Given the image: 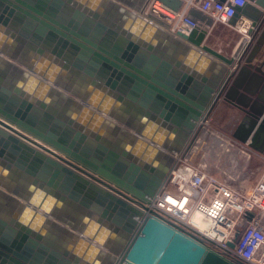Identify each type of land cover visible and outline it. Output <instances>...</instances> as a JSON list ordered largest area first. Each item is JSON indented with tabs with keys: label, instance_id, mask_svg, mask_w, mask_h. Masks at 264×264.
<instances>
[{
	"label": "water",
	"instance_id": "water-1",
	"mask_svg": "<svg viewBox=\"0 0 264 264\" xmlns=\"http://www.w3.org/2000/svg\"><path fill=\"white\" fill-rule=\"evenodd\" d=\"M110 1L0 0V26L14 39L36 45L46 58L55 57L63 70L84 72L118 102L137 105L148 120L181 142L197 138L221 99L248 97L249 102L237 106L245 116L234 137L264 151V73L252 64L264 47V0H249L230 20L231 26L242 17L251 24L233 59L204 43L213 21L192 9L189 17L199 26L189 35L177 33L191 45L184 48L188 58L179 60L164 58L155 48V39L170 26L152 13L145 14L150 0H120L133 8L122 11L126 23L106 18L111 16L110 8H117ZM160 1L175 12L182 4ZM237 58L236 68L229 72ZM208 68L219 71L217 80L202 75ZM38 77V85L51 92V85L58 84L51 75ZM43 94L39 87L0 85V165L25 172L46 195L82 206L98 224L117 234L118 244L111 248L99 232L79 231L66 234L77 244L71 251L52 250L42 233L49 226L62 229L53 222L52 203L44 198L11 200L28 213L0 215V264H100L102 260L104 264H240L133 204L153 198L172 168L158 171L151 166L154 154L162 158L174 153L165 137L137 130L134 137L141 141L140 152L119 154L98 132L111 124L112 107L91 103L92 112L80 122L55 120L41 101ZM83 103V109L90 106Z\"/></svg>",
	"mask_w": 264,
	"mask_h": 264
},
{
	"label": "crops",
	"instance_id": "crops-1",
	"mask_svg": "<svg viewBox=\"0 0 264 264\" xmlns=\"http://www.w3.org/2000/svg\"><path fill=\"white\" fill-rule=\"evenodd\" d=\"M110 2L114 6H117V8H110L107 13L108 15L111 14V16L106 18L112 21L114 20L113 22L115 23H120L122 21L126 23L128 19L123 17L122 11L126 10L128 12H133L131 4L120 0H111ZM243 23H241L240 26ZM222 27L226 28L217 25L215 28L209 30L204 43H208L210 37L212 38L213 36L217 38L216 40H221L224 36L221 38L222 35H216L215 32L216 29L218 30ZM6 30L5 27L0 26V51H2L0 54V85L9 89L39 87L40 93H44L41 101L45 103L49 113L54 116L55 120H72L80 122V118H87L92 112L91 103H99L104 105V107H112L114 116L110 119L111 124L102 129V131L100 127L98 132L105 141V144L115 152L119 154L124 152L135 154V152H137L138 154L142 145L140 140L135 141L134 136H136L135 131L137 130L148 132L152 137L159 139L165 137L168 147L174 150V153H167V155L162 158H158L157 155L154 154L151 162V166H154L156 170L164 171L165 169H170L174 165L175 161L172 160H176L177 155L182 153L190 154V152L192 154L194 145H196L195 147L197 148L205 136L213 134H210L208 129L202 127L203 129L201 128L202 130H199L195 140L192 139L193 137H189L187 141L181 142L182 140H179L175 134H172L167 129H159L154 122L148 120L137 105L130 106L118 102L113 99L112 96L108 95V93H105L104 90L97 88L92 83L91 78L84 74V72L73 69L70 71L63 70L58 64L57 59H54L55 57L46 58L39 53V48L36 45L23 38H21V41L19 39H14L11 35L6 34ZM163 30V33L155 39L156 50L162 53L164 58L170 57L178 60L188 58V53L184 52V48L191 45L177 34L172 33L170 29ZM232 30L240 34L232 52L227 53L217 49L215 46L211 47L228 59H233L240 41L246 35V33L239 31V29ZM255 43L256 41L252 43L250 50L244 56L241 67L246 65V59L249 57ZM208 57L212 58L217 65L224 66V63L218 58L211 55ZM237 60L238 58L235 59V63L232 67H228L229 72L234 71ZM252 64L254 67H259L264 73V47L254 58ZM238 70H240V68ZM42 73L51 75L54 80L58 81L57 85H51L54 86L52 92L49 87L46 89V87L38 85V74ZM202 75H206L210 80L212 79L215 81L220 73L216 69L213 71L208 68ZM234 80L235 78L231 79L228 89L233 86ZM248 80L249 78L245 81V84H247ZM239 94H242V91H240ZM252 99L254 100L256 97H252ZM248 100V97L241 99L240 95L230 101L221 99L213 112L216 117V125L213 128L222 130V133L219 131V133L222 134L220 137H228L224 140L218 136V139L224 145L222 147L223 152H226L229 155L228 158H231V162L235 164H239L240 159L245 155L246 158H244L247 163L254 155L259 156L261 161L264 157V151H262L261 148H252L250 147V141L245 144L234 137L237 128L242 120H244L245 116V113L239 110L237 106L249 102ZM84 101L90 105L89 107H85L86 109L82 107ZM100 116H102V114ZM143 140L146 142V139ZM177 148L181 150L179 154L175 153V149ZM241 149L246 151L244 152ZM0 191V215L8 218L18 215L24 216L28 213L27 209H22L13 205L11 200L23 203L25 199L44 198L47 202L52 203L54 215L53 222L62 228L59 229L55 226H49L48 229H42L44 238L52 250L71 251L75 248L77 244H73V238L66 235L68 232L97 231L100 233V237L104 238V242L110 244L111 248H116L118 244L117 234L109 230L106 226L98 224L93 217L88 216L86 210L82 206L70 199L62 202L52 195H46L39 186L34 185L33 179L21 170H9L0 165ZM105 251H107V249H105ZM100 264H104V260L100 261Z\"/></svg>",
	"mask_w": 264,
	"mask_h": 264
},
{
	"label": "built area",
	"instance_id": "built-area-1",
	"mask_svg": "<svg viewBox=\"0 0 264 264\" xmlns=\"http://www.w3.org/2000/svg\"><path fill=\"white\" fill-rule=\"evenodd\" d=\"M180 1L181 7L175 12L160 0H150L145 14L152 13L168 23L174 34L189 35L198 28L197 21L189 17L192 9L212 19L213 26L209 30L220 25L245 33L251 25L244 17L236 26L229 24L237 8L244 7L249 0ZM188 156L189 153L176 156L153 198L133 204L201 240L231 261L264 264V172L254 187L244 192L211 176L204 168L192 165ZM170 199L176 200L178 205ZM183 200L185 204L181 206ZM194 213H199L208 226L201 228L193 221Z\"/></svg>",
	"mask_w": 264,
	"mask_h": 264
},
{
	"label": "rangeland",
	"instance_id": "rangeland-1",
	"mask_svg": "<svg viewBox=\"0 0 264 264\" xmlns=\"http://www.w3.org/2000/svg\"><path fill=\"white\" fill-rule=\"evenodd\" d=\"M227 28L228 27H222L221 29H216V35H222L221 38L223 36L224 37L221 40H216L217 38H215V36L212 38L210 37L208 43L206 42V45L210 47L215 46L217 49L227 53L232 52L240 34ZM215 123L216 117L215 114L212 113L208 121L203 125V128L208 129L210 134L213 133L214 135L211 134L210 136H205L204 138L202 135L203 139L200 142V145H198L197 148L195 147L196 145H194V151L192 154L190 152L188 162L196 167L204 168L211 176L228 183L237 190L248 192L254 187L264 172L263 160L261 161L259 156L254 155L247 163L245 159L246 155H243L245 158L242 157L239 164L231 162L232 159L228 158L229 155L226 152H223L222 147L224 145L218 139L220 135H222L220 134L222 133V130L213 128L216 125ZM220 138L226 140L228 137ZM241 150L244 151V149Z\"/></svg>",
	"mask_w": 264,
	"mask_h": 264
},
{
	"label": "bare ground",
	"instance_id": "bare-ground-1",
	"mask_svg": "<svg viewBox=\"0 0 264 264\" xmlns=\"http://www.w3.org/2000/svg\"><path fill=\"white\" fill-rule=\"evenodd\" d=\"M167 24H168V23H167ZM247 29H248V28H246V32H247ZM243 31H245V30H243ZM246 32H245V33H246ZM51 150H52V149H51ZM53 152H56V151L53 150ZM56 153H57V152H56ZM170 201H171L173 204L178 205V203H177L176 200L170 199ZM184 204H185V200L182 201L181 206H183ZM192 218H193V221L199 223V226H200L201 228H204V227H207V226H208V222H206V221L201 217V215H200L199 213H194V214L192 215Z\"/></svg>",
	"mask_w": 264,
	"mask_h": 264
},
{
	"label": "flooded vegetation",
	"instance_id": "flooded-vegetation-1",
	"mask_svg": "<svg viewBox=\"0 0 264 264\" xmlns=\"http://www.w3.org/2000/svg\"><path fill=\"white\" fill-rule=\"evenodd\" d=\"M139 1V0H138Z\"/></svg>",
	"mask_w": 264,
	"mask_h": 264
}]
</instances>
